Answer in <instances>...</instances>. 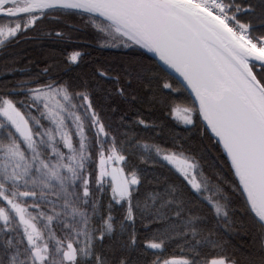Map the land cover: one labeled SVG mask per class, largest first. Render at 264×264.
I'll return each mask as SVG.
<instances>
[{"label":"snow or ice","instance_id":"snow-or-ice-1","mask_svg":"<svg viewBox=\"0 0 264 264\" xmlns=\"http://www.w3.org/2000/svg\"><path fill=\"white\" fill-rule=\"evenodd\" d=\"M0 264H264V0H0Z\"/></svg>","mask_w":264,"mask_h":264},{"label":"trees","instance_id":"trees-1","mask_svg":"<svg viewBox=\"0 0 264 264\" xmlns=\"http://www.w3.org/2000/svg\"><path fill=\"white\" fill-rule=\"evenodd\" d=\"M91 38L90 36L88 37ZM79 37H74V40H76V44L74 46L83 47L89 50V56L96 58L98 60L107 59L113 56H116L118 54L117 50L114 49H101L97 47L95 44H79ZM72 48H69V51H71ZM85 59H89V57H85ZM181 253L178 250H175V246L169 250L167 255H180Z\"/></svg>","mask_w":264,"mask_h":264}]
</instances>
